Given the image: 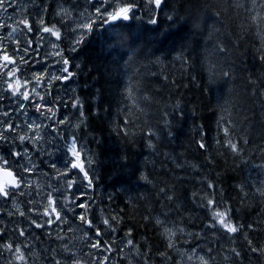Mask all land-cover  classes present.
<instances>
[{
    "label": "trees",
    "instance_id": "trees-1",
    "mask_svg": "<svg viewBox=\"0 0 264 264\" xmlns=\"http://www.w3.org/2000/svg\"><path fill=\"white\" fill-rule=\"evenodd\" d=\"M131 2L130 21H95L69 53L76 73L69 101L80 100L79 109L70 103L69 114L78 116L93 183L106 195L95 198L88 217L104 228L91 211L114 210L120 223L103 235L121 233L147 262L167 264L171 250L155 219L205 231L215 210L205 205L212 199L243 225L230 235L228 249L248 264H264V253L251 250L264 248V195L257 191L264 189L258 180L264 176V39L250 18L260 5ZM225 103L238 154L217 143L224 138L217 120Z\"/></svg>",
    "mask_w": 264,
    "mask_h": 264
},
{
    "label": "rangeland",
    "instance_id": "rangeland-1",
    "mask_svg": "<svg viewBox=\"0 0 264 264\" xmlns=\"http://www.w3.org/2000/svg\"><path fill=\"white\" fill-rule=\"evenodd\" d=\"M95 3L96 0H16V3L11 7L5 4L7 11L5 12L4 9H0V25H3V27H0V44L5 45L11 55V50L16 49L17 43L21 41L19 40V33L13 34L11 37H9V33L12 31L13 27L17 26V22L23 19H29L33 28L31 33H27V30L23 29V26L20 25L21 29H23L26 34L24 39L34 42L29 46V63L27 65H20L23 73L30 76L32 73L47 70L52 74L59 75L60 73L57 72L59 58L51 55L55 49L47 46V41L38 42V37L40 35H46L36 31V28L39 27L38 21L43 18L47 26L56 24L57 27L60 28L61 32L64 33V39L63 42L58 41L57 43L60 44V51L63 52L66 58H70L73 64V58L69 54L74 52L70 51L73 40L82 36L83 39L79 43L81 44L88 35V32H90L76 28L77 17H80L81 22H85L84 17L91 18L94 24H96L95 21H100L93 15L94 9L92 5ZM49 7L52 10L51 12H54L55 18L51 15H46V13L49 12ZM61 7L71 9L73 13L72 17L69 19H62L61 15L57 14ZM81 14H83V16H81ZM52 39L54 40L55 38ZM20 55H23V52H18L16 57L17 60ZM73 87L74 85L72 82L67 84L64 81H53L51 85L42 83L38 89L42 95L46 94L47 89H50L49 93H51V95L49 96V100H52L53 97L57 95L61 98L60 100H55L51 106L55 108V119L59 120L65 117L69 119V124L56 126L65 136H70L73 133L76 135L78 134V127L76 126L79 122V119H77L78 116H70L69 114V108H72L69 101V93L71 92L69 88L73 89ZM5 95H7V93H5ZM4 106L5 109L10 110L15 109L17 105L5 99ZM10 118L14 120L15 124L18 126L17 131L21 132V134H23V129L27 122L33 120L36 123L43 122L45 125L43 129L45 139L35 146L28 143L21 145L18 140L0 142V154L5 155L9 160L15 161L16 159L9 155L11 151H22L24 148L30 150L32 159L37 165V170L31 179L42 186V189H37L35 186L30 189H21V192L25 194L17 195L16 200L21 206V211L25 209L28 210L26 218L20 217L18 214L9 216L8 212H15V209L12 208L11 201H0V208H3V211H0V220L3 221L2 225L5 226V232L0 233V236L3 237L4 241L26 245L27 251L34 252L35 255L29 257L28 264H56L57 261H59L60 264H73V262L76 261H79V264H97L98 260L102 261L103 264H150L144 258L146 254L140 253L138 250L139 247L134 242L133 245H128L127 241L123 239L124 237L122 238L121 233H118L121 238H106L104 235L107 232V228L98 227L99 221H97V224L93 223L94 227L92 228H88L87 225L81 223L79 216L83 210L73 205L72 200L76 201V205L87 202L90 204V207H92V202H94L95 198L100 197L103 191L99 190V187L95 186L94 183H92L91 188H87V181L83 180V174L79 173L78 170L69 168L70 175L68 178L78 177L79 179L77 180V185L74 186L73 189L75 191V196L70 197L67 207L63 206V196L61 193L69 195L73 190L65 189L62 181L56 177L51 165L55 164L58 168L63 170L72 157L67 154V150L64 147L66 142L62 140L52 128L48 127V125L52 124L54 121L40 116L36 110L30 106L27 108V115L21 114L19 111L10 112ZM8 135L11 138L15 133H9ZM83 141V139L80 140V142L86 146V150L89 153L87 145ZM93 172V167L91 165L89 169L90 178L95 182ZM258 180H260V183L264 184V176H260ZM49 184L51 187H49ZM53 189H56L54 196L62 202L61 212L65 222L52 225L44 224L42 228H36L31 221L35 219L43 224V221L47 219V217H43L40 213L42 212V206L47 202L46 194ZM41 191L44 195L39 194ZM103 195L106 197L105 193H103ZM33 200L39 201V203H30V201ZM33 209H38L39 211H33ZM114 213V210H108V212L100 210L91 211V215L98 217V220L101 221L115 216ZM89 219L91 220L90 217ZM165 226L173 228L174 230L183 229L182 232L176 231L173 236L175 247L169 248L171 250V256L169 260H167V264H182L187 257L186 255L181 256L180 253L183 252L191 255L192 253L190 250L192 248H196L197 253L204 255L206 259L216 257V259L212 261V264H248L239 258V255H236V251L233 252L228 249L227 241L231 240L230 235L233 234H228L224 232V230L217 228L213 229L211 227L200 232L193 227L175 222L167 223ZM20 227H23L25 230L26 235L24 237L18 235V229ZM113 227L116 228L114 223ZM35 230H38V232L36 233ZM97 230H101L104 235L97 236ZM86 232L87 235H85ZM97 241H105L107 243L100 249H93L91 244ZM65 248H67L68 251H65ZM106 249L111 250L109 251ZM209 249L212 251L209 252ZM105 257H109L110 259L105 261ZM11 258V254L4 251L3 255L0 256V264H6V261ZM15 264H17V262H15ZM189 264H193V262H189Z\"/></svg>",
    "mask_w": 264,
    "mask_h": 264
},
{
    "label": "snow or ice",
    "instance_id": "snow-or-ice-1",
    "mask_svg": "<svg viewBox=\"0 0 264 264\" xmlns=\"http://www.w3.org/2000/svg\"><path fill=\"white\" fill-rule=\"evenodd\" d=\"M152 4L155 5L156 8H160L163 5V0H150ZM235 2L239 5L241 0H235ZM250 2L255 5L259 4L260 9L255 11L254 15H251V20L254 24L258 25V30L261 34V38L264 39V0H250ZM16 3V0H0V9H4L6 12L5 4H8L11 7ZM94 9L93 15L97 20L102 21L104 25L115 24L117 21L121 20H129L132 18V14L136 8V4L131 2V0H96V3L92 5ZM111 9V10H109ZM252 11V10H250ZM61 15L62 19H69L72 17L73 13L71 9L68 8H60V11L57 13ZM83 16V14H81ZM85 22L80 21V17H77L76 28L84 31H91L93 29L94 21L91 18L84 17ZM155 23V20L152 21ZM39 27L36 28V31L42 32L46 35H40L38 37V42L47 41V46H50L52 49H55L51 55L59 58V67L57 68V72L59 75H55L50 73L49 71H41L32 73L30 76L23 73L20 65H27L29 63V55H30V45L34 42L32 40L24 39L26 35L23 29L27 30V33H31L33 31L32 24L29 19H23L17 22V26L12 28V31L9 33V37L13 34L19 33V40L21 42L17 43L16 49L11 50L12 54H9V50L5 45L0 44V142L4 141H19L21 145L28 143L33 146L40 143L45 139L43 135V129L45 125L43 122L36 123L34 120L29 121L25 124L23 129V134L17 131V125L14 120L10 118V112L19 111L21 114L27 115V108L30 106L36 110V112L40 116H44L46 119L53 120L54 122L48 127L52 128L53 131L56 132L57 135L61 137L66 143L64 147L67 150V154L72 157L68 164L65 165L64 169L61 170L55 164H52L55 175L59 178L66 190H73L74 186L77 185L78 177L68 178L69 168L72 170H78L79 173L83 174V180L87 181V188L92 187V179L90 178L89 169L93 163V159L88 156V152L86 150V146L79 141V138L76 134H71L70 136H65L63 132H61L56 126L57 125H67L69 124V119L67 117L63 119H55V108L51 106L55 100H60L59 95L53 97L52 100H49V96L51 93L41 94L38 89L40 85L46 84L51 85L53 81H64L67 84H70L71 81L75 78L76 73L72 70V61L70 58H66L63 52L60 51V44L57 43L63 42L64 33L61 32L60 28L57 27L56 24L51 26H47L43 18L38 21ZM20 25L23 26L21 29ZM3 27V25H0ZM52 38H55L54 40ZM83 37L77 38L73 40L72 47L70 51H75L76 47L79 45ZM38 46V43H37ZM261 48L264 49V44L261 45ZM18 52H23V55L19 56L17 60ZM261 59L264 60V53L261 55ZM75 67H79V65H75ZM227 75V73H225ZM54 86V85H53ZM70 91H74V89L69 88ZM129 98H132L133 92L131 87L127 89ZM7 93V95H5ZM8 99L10 102L16 103L15 109H5L4 100ZM34 101V102H33ZM29 102V103H25ZM74 108L79 109L80 100L78 97L72 99L70 101ZM222 115L217 120L218 129L223 131L224 138L222 140L217 141L218 144L226 145L229 149H231L233 154H238L241 150L238 147L237 143H235L230 137L232 135L228 124L231 123L230 120L225 122L224 114L228 113L227 103L219 105ZM50 114V115H49ZM83 123V121H81ZM71 126V125H70ZM79 127V125H76ZM9 133H15L11 138L9 137ZM151 146V145H149ZM201 148H205L206 144L201 142ZM43 154V153H42ZM12 157L16 158L14 160H9L5 155L0 154V201H11L12 208L15 209V212H8L9 216L14 214H18L20 217H25L27 214V209L21 211V206L17 202V195H23L25 193L21 192V189H30L33 186L37 189H42V186L31 177L35 174L37 170V165L35 161L32 159L31 152L28 148H24L21 150L11 151L9 153ZM22 161V162H20ZM142 179H147V177H143ZM210 187L212 185H209ZM49 187L51 185L49 184ZM163 191V189H161ZM262 195H264V189H259ZM56 189L48 192L46 194L47 202L42 206V212L40 213L43 217H47L43 221V224L33 219L31 223L36 228H42L44 224L52 225L59 222H65L64 216L61 212V200L54 196ZM39 194L44 195L41 191ZM63 196V206L67 207L70 197L75 196V191H71L69 195ZM193 195H196L193 193ZM169 200L172 199L171 196L168 197ZM204 199H207L205 197ZM30 203L38 204L39 201H30ZM72 204L78 206L83 211L81 212L79 219L82 224L88 226V228L94 227L93 221L88 217V211L90 209V204L80 203L76 205V201L72 200ZM215 209L212 211L211 216L212 220L209 227L215 229L217 226L222 228L224 232L228 234H236L240 231L243 225H237L232 222L229 216V210L225 209L224 211H220L217 207V202L212 199H207V204ZM0 211H3V208H0ZM33 211H39L38 209H33ZM148 219V217H145ZM113 221L119 224L120 219L117 216H112L110 219H103L102 223L111 230H115L113 227ZM155 223L160 225L163 228L162 235L166 236L168 239V247L174 248L175 242L173 241V236L176 231L182 232L183 229L169 228L165 226L166 221H161L159 218L155 219ZM3 224V221L0 220V225ZM248 227H252V225H248ZM5 232L4 227H0V233ZM18 235L20 237H24L26 235L23 227L18 229ZM87 235V232L85 233ZM97 236L103 235L101 230L96 231ZM126 236L129 233L125 234ZM191 235V234H190ZM199 235V234H197ZM245 239H247V235H245ZM105 241H97L91 244L93 249H100L106 245ZM249 245L252 244V241H248ZM128 245H133V240H127ZM111 250V249H106ZM253 252H261L264 253V248H255L251 249ZM7 251L11 254L13 260L17 262V264H28V259L30 256H33L31 251L26 250V245H22L16 242H5L3 237L0 236V256L3 255V252ZM67 251V248H65ZM235 252V249H232ZM192 253L189 255V261H191L192 257L196 254V248H192L190 250ZM164 255V253H161ZM181 256H184L185 253L181 252ZM236 255H239L237 252ZM110 259L109 257H105L104 260ZM200 264H208V259L205 258L204 255L199 257ZM11 264V262H10ZM56 264H60L59 261ZM76 264H79V261H76ZM97 264H103L102 261H97Z\"/></svg>",
    "mask_w": 264,
    "mask_h": 264
},
{
    "label": "clouds",
    "instance_id": "clouds-1",
    "mask_svg": "<svg viewBox=\"0 0 264 264\" xmlns=\"http://www.w3.org/2000/svg\"><path fill=\"white\" fill-rule=\"evenodd\" d=\"M131 19H129V21H130ZM225 73H227L226 71H223V75L224 76H227L228 75V73H227V75H225ZM243 190V189H242ZM257 191H259V189H257ZM260 192V191H259ZM262 195V194H261ZM67 251H68V249H67ZM212 250L211 249H209V252H211ZM5 252H7V251H5ZM33 255H35V253L33 252ZM186 255V260H184L183 262H182V264H189V262H193V264H200V259H199V257L201 256V254H199V253H197L196 252V254L192 257V259H191V261H189V255L188 254H185ZM216 259V257H211V258H209L208 259V264H212V261L213 260H215ZM10 262H11V264H15V261L13 260V258H11L10 260H8V261H6V264H10ZM73 264H76V262H73Z\"/></svg>",
    "mask_w": 264,
    "mask_h": 264
},
{
    "label": "flooded vegetation",
    "instance_id": "flooded-vegetation-1",
    "mask_svg": "<svg viewBox=\"0 0 264 264\" xmlns=\"http://www.w3.org/2000/svg\"><path fill=\"white\" fill-rule=\"evenodd\" d=\"M48 10H49V12H48V13H46V15H47V16H50V15H51L53 18H55V14H54V12H53V13L51 12L52 10H51V8H50V7H49V9H48Z\"/></svg>",
    "mask_w": 264,
    "mask_h": 264
}]
</instances>
